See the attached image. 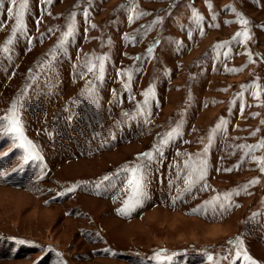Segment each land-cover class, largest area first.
<instances>
[{"label": "rangeland", "instance_id": "rangeland-1", "mask_svg": "<svg viewBox=\"0 0 264 264\" xmlns=\"http://www.w3.org/2000/svg\"><path fill=\"white\" fill-rule=\"evenodd\" d=\"M253 262L264 0H0V264Z\"/></svg>", "mask_w": 264, "mask_h": 264}, {"label": "snow or ice", "instance_id": "snow-or-ice-1", "mask_svg": "<svg viewBox=\"0 0 264 264\" xmlns=\"http://www.w3.org/2000/svg\"><path fill=\"white\" fill-rule=\"evenodd\" d=\"M12 2H14V0H12ZM25 2H26V0H25ZM21 6L23 7V4H22ZM244 23L246 24L247 21H244ZM237 35H244V34H242V33H238ZM10 130L15 131L16 129H15V128H12V129H10ZM247 259H250V258H247ZM253 264H254V262H253Z\"/></svg>", "mask_w": 264, "mask_h": 264}]
</instances>
